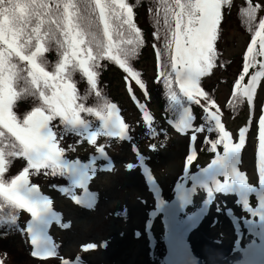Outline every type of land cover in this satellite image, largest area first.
<instances>
[{
	"label": "snow or ice",
	"instance_id": "6c2138e0",
	"mask_svg": "<svg viewBox=\"0 0 264 264\" xmlns=\"http://www.w3.org/2000/svg\"><path fill=\"white\" fill-rule=\"evenodd\" d=\"M228 3L229 0H160L164 22L170 33V37L165 38L164 48L165 52H171V72L161 71L159 75L168 89L172 107L183 109L177 130L191 129V142L196 133L205 131V128H193L190 108L183 106L181 95L196 104H200L197 97L207 99L206 92L200 87V78L214 66V42L221 20V7ZM258 9V5H249L242 10L249 24L256 20ZM132 11L125 0H0V201H3L0 203V226H15L17 221L14 214H4L5 204L30 213L32 219L27 225V232L34 248V257L43 259L56 254L55 246L45 233L54 214L50 211V200L41 196L36 186L29 184V170L34 169L39 173L41 169H50L52 175L67 174L78 178L75 183L80 187L85 178L83 170L76 163L61 159L64 149L58 146L52 122L59 118L66 129L75 131L77 135L87 133L89 142H95L101 132L89 131V123L81 117V113L97 117L105 135L123 139L128 131L116 113L114 104L105 103L93 108L77 103L80 97L73 82V73H82L88 85L95 90L97 69L101 66L99 61L108 58L144 88L139 74L128 63V58L134 56L137 48L143 44L140 30L132 22ZM96 20L102 25L103 40L97 33ZM113 20L119 23L113 25ZM170 20L175 22L174 29L171 28ZM124 25H127L128 39H123L121 29ZM133 33L134 36L131 35ZM114 34L121 39L114 40ZM53 45L59 50L60 59L54 69L49 71L45 66L44 54ZM157 55L160 57L161 53ZM257 57H264V19L259 20L247 48L242 73L235 82L230 105L243 98L252 105L257 85L264 79V61H257ZM17 60L25 62L27 67L22 68ZM257 64L259 70L250 76L246 84H242L249 69ZM168 66L161 65L165 69ZM20 82L25 85L22 89H18ZM173 83L178 86L179 94L172 89ZM25 94L38 96L41 104L20 121L13 113V107ZM95 95L100 97L101 93L97 90ZM207 103L203 111L212 125L207 131L218 133L215 140L207 136L204 139L205 144L210 145V150L216 153L207 171L224 170L222 188L239 185L247 193H257V188L249 187L245 175L237 168L249 129L242 128L238 142L232 143V137L218 115L220 109L217 107L215 112L210 111V107L216 105L212 100H207ZM144 120L151 128L152 119L144 115ZM9 137L14 138V142L6 143ZM218 145L223 146L222 155L217 152ZM99 151L102 153L103 148H99ZM6 157H23L27 161V167L10 182L4 179ZM192 162L193 155L190 154L186 168ZM257 169L258 207H250L246 198L243 206L252 216L259 215L261 237L264 239V114L258 121ZM94 248L95 245L88 244L83 250ZM261 251L264 252V245ZM79 261L80 258L76 257L75 261L65 259L62 264H79ZM0 264H3V260H0Z\"/></svg>",
	"mask_w": 264,
	"mask_h": 264
},
{
	"label": "rangeland",
	"instance_id": "374dc122",
	"mask_svg": "<svg viewBox=\"0 0 264 264\" xmlns=\"http://www.w3.org/2000/svg\"><path fill=\"white\" fill-rule=\"evenodd\" d=\"M250 2L264 3V0ZM245 3L249 4V0ZM230 18L234 20V16ZM244 38L233 21L232 25L228 21L224 23L219 40L223 57L236 60L246 46ZM154 64L150 58L139 64L140 70L145 71L144 76H140L147 86ZM121 76L128 74L124 72ZM207 76H203L204 80L209 79ZM127 80L146 100L154 99L130 76ZM220 83L215 91V105L221 107L230 93L224 79ZM258 87L252 105L243 98L246 110L239 118L230 119L223 111L218 113L232 143L238 142L242 128L249 129L237 165L249 187H257V121L262 115L261 107L264 108V79ZM132 102L138 105L136 98H132ZM210 111L215 112L216 108L211 107ZM127 137L130 139L125 133L122 139L125 142L113 144L107 150L103 140L89 142L84 135L82 142L65 159L83 170V186H77L78 178L71 176L74 186L69 190L60 191L55 185L51 190L41 185L37 187L40 195L51 202L50 211L54 214L51 221L55 220L56 225L50 235L56 254L52 260L36 264H62L63 260L75 261L76 257L80 258L79 264H168L169 261L175 264L176 259L177 264H264V252L259 247V215L248 213L245 217L243 203L240 206L245 198L232 186L221 187L225 179L223 169L205 175L216 153L211 160H194L200 134H196L194 143L190 140L192 136H171L167 147L156 149L142 143L134 146L128 143ZM217 152L222 155L223 147ZM190 154L193 162L186 168ZM9 175L12 176L8 182L17 176L14 170ZM201 180H205L207 188L201 186ZM257 193L245 195L247 201H253L254 208L258 207ZM156 200H159L157 205ZM21 220L27 230L31 220L19 218L21 228ZM186 222L191 224L182 235L178 234L171 251L169 232L175 231L177 235L178 228ZM50 226L45 229L47 236ZM88 244L95 248L84 251Z\"/></svg>",
	"mask_w": 264,
	"mask_h": 264
},
{
	"label": "trees",
	"instance_id": "16d2710c",
	"mask_svg": "<svg viewBox=\"0 0 264 264\" xmlns=\"http://www.w3.org/2000/svg\"><path fill=\"white\" fill-rule=\"evenodd\" d=\"M255 1V0H254ZM130 7H132V22L140 30V38L143 44L137 48L136 54L128 58L129 66L140 74L144 76L145 71H141L139 64L148 60L150 58L151 62L154 60V67H152V79L149 81L147 86L146 82L141 78L140 80L144 85L145 91L150 97L154 99L146 100L138 92L135 86L129 82L128 76H121L124 71L113 61L108 58L101 59L99 61L100 68L97 69V88L94 90L88 85L87 80L83 77L82 73L76 71L73 73V82L77 86V95L80 99L77 103H83L86 107L98 108L101 105L108 103L114 104L118 109L119 118L124 122L130 139L128 138V143L140 146L141 143L144 145H151L152 148L167 147L171 136H177L180 138H188L193 135V131L184 130L178 131L177 124L178 120L183 111L182 108L177 107L174 109L168 99V89L164 85L163 77L159 75L161 71L171 72L170 68V55L171 52H165L164 41L166 37H170L168 31V26L164 22V12L163 7L160 4V0H125ZM259 6L256 11V20L249 24L242 10L248 5ZM249 4L245 3V0H229L228 4H224L221 7V20L217 27L216 40L214 42L215 48V59L214 66L208 74L205 76L212 78L211 80H204L203 77L200 78V87L207 94V99L197 97L200 100V104L192 103L187 101L185 97L181 95V101L184 107L190 108L192 125L193 128H200L203 126L205 131L199 132L201 138L197 137L199 141V148L195 151L194 160H211L212 156L215 154L210 150V145L205 144V137H209L212 140L218 138V133L212 131L209 133L207 128L212 127L208 123L206 114L203 111V107L208 106L207 100H215V91L218 89L220 82L224 79V83L227 85V91L230 93V97L226 98L224 105H216L215 108H219L223 111L225 116L230 119L239 118V115L246 110V105L241 99L238 103L230 105L229 101L233 99L232 93L236 80L242 73V68L244 64V56L247 52L249 40L253 37L255 30H257L258 23L260 19H264V3L255 2ZM119 11V9H117ZM231 16H234L233 26H236L241 31V34L245 37L244 41L246 46H244L239 55H237L236 60L225 59L223 57V48L219 46L220 35L223 30V24L227 21L232 25ZM95 20L96 17L94 16ZM113 25L119 22L113 20ZM171 28H175L174 20H170ZM96 30L101 40H103L102 25L96 20ZM124 33L123 39L129 38V32L127 30V25H124L121 29ZM134 36V33L131 34ZM114 40L121 39L120 37L113 35ZM122 47H132V45H121ZM258 48V46H257ZM157 53H161L158 57ZM44 59L46 61V68L49 71L54 69L55 64L59 61L60 55L59 50L55 45L51 46L49 50L44 54ZM257 61H264L261 57H257ZM22 68H26L25 62L16 61ZM162 64L169 65L166 69L162 68ZM153 65V64H152ZM259 69L258 64L249 69V73L245 76V80L242 84L247 82L249 75L255 70ZM26 75V72H25ZM174 75V74H173ZM150 77V78H151ZM25 85L20 82L18 89H22ZM131 89V91H129ZM172 89L179 94V88L175 83L172 85ZM101 93L100 97L95 95L96 91ZM132 98L137 99L138 105L132 102ZM155 101V102H154ZM255 101V96L253 97V102ZM41 101H39L38 96L25 94L22 98H19L17 103L14 104L13 113L17 116L18 120H22L25 114L29 113L34 107L40 106ZM211 108V107H210ZM22 115V116H21ZM134 115L133 119L131 117ZM144 115L149 116L152 119L151 128L145 123ZM81 117L89 123V131H100L101 134L98 135L96 140H103L104 147L109 150L112 148L113 144H122L123 140L117 136H108L103 134V130L100 128L101 121L97 117L81 113ZM52 127L57 133L58 146L64 149V154L62 158L64 160L69 157L73 150L82 142L83 136L87 133H82L77 135L75 131L71 129H66L61 123L59 118H56L52 122ZM83 135V136H82ZM61 136L63 137L61 139ZM14 142V140L9 137V141L6 143ZM75 147V148H74ZM222 145L217 146V151L222 148ZM11 150V149H9ZM7 164L4 173V179L8 182L10 176L9 173L14 170V174L17 175L25 167H27V161L23 157H6ZM48 174H45V173ZM59 172V169H57ZM28 181L34 186L43 188H51L55 185L58 186L60 191H65L72 189L74 184L71 181L70 175H52L50 169H41L37 173L34 169L29 170ZM253 198V197H252ZM3 203V201H0ZM250 207L254 208L253 201H248ZM242 205V204H241ZM11 213L17 217L16 225L0 226V260H3V264H19L33 262L36 264L44 263L45 261H50L53 257L48 258H38L32 255L30 246L28 243L25 224L22 222V228L20 227L18 220L19 218L24 219L26 215L20 209L10 208L7 204L4 205V214ZM249 212L246 211L245 217ZM56 225V221L50 227L49 235L53 226ZM52 238V235H50Z\"/></svg>",
	"mask_w": 264,
	"mask_h": 264
},
{
	"label": "bare ground",
	"instance_id": "6f19581e",
	"mask_svg": "<svg viewBox=\"0 0 264 264\" xmlns=\"http://www.w3.org/2000/svg\"><path fill=\"white\" fill-rule=\"evenodd\" d=\"M201 176H198V177H196V178H198V180H200L199 178H200ZM191 220V219H190ZM189 220V221H190ZM188 222V221H187ZM187 222L185 223V224H187ZM189 223H191V222H189ZM188 223V224H189ZM187 224V225H188ZM186 225V226H187ZM183 226V225H182ZM182 226H180L179 228H178V231H177V235H176V233H175V231H172V233H171V236L168 238V242H169V244H170V248H171V251H172V249H173V245L176 243V240H177V236H178V234H179V236H180V229H181V227ZM197 227V226H196Z\"/></svg>",
	"mask_w": 264,
	"mask_h": 264
},
{
	"label": "water",
	"instance_id": "95a60500",
	"mask_svg": "<svg viewBox=\"0 0 264 264\" xmlns=\"http://www.w3.org/2000/svg\"><path fill=\"white\" fill-rule=\"evenodd\" d=\"M168 264H172L171 262H169Z\"/></svg>",
	"mask_w": 264,
	"mask_h": 264
}]
</instances>
